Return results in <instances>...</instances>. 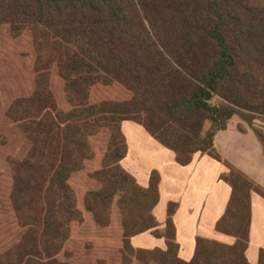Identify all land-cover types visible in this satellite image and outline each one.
<instances>
[{
  "label": "trees",
  "instance_id": "1",
  "mask_svg": "<svg viewBox=\"0 0 264 264\" xmlns=\"http://www.w3.org/2000/svg\"><path fill=\"white\" fill-rule=\"evenodd\" d=\"M0 25L32 32L37 72L32 94L7 112L29 150L12 163L10 191L24 233L0 251V264H74L69 252L59 258L71 223L83 219L69 178L84 169L93 155L89 138L103 128L111 140L95 175L102 187L86 193L84 206L107 227L121 196L124 250L87 248L80 256L102 255V264H119L118 253L123 264L133 257L144 264H251V193L264 198V190L223 161L214 139L234 116L252 127L254 116L264 117V0H0ZM124 121L142 125L181 165L199 152L224 162L232 194L218 230L234 244L198 238L193 258L183 260L169 209L166 250L131 246L132 237L157 226L160 178L153 172L143 188L121 166ZM253 129L264 148V133Z\"/></svg>",
  "mask_w": 264,
  "mask_h": 264
},
{
  "label": "rangeland",
  "instance_id": "2",
  "mask_svg": "<svg viewBox=\"0 0 264 264\" xmlns=\"http://www.w3.org/2000/svg\"><path fill=\"white\" fill-rule=\"evenodd\" d=\"M32 35L33 34L29 29L17 33V32H13L11 27L8 25H0V251L1 252H5L9 250L15 244H17L18 241L20 240L21 235L24 233V229L18 223L14 210L12 208L10 201V191L13 182L12 163L15 161L22 160L27 155V152L29 150V144L26 141L19 126L15 124L8 117L7 112L15 99L30 96L36 85V78H37V72L35 67L36 54L33 47ZM57 74H58V68L56 66H53L50 72V80H51L50 82L51 85L53 83V87L56 85L55 80ZM213 103L218 104L220 103V100L218 98H215L213 99ZM254 117L255 118L253 120V127L264 133V117L262 116H254ZM210 127L211 125L208 123L206 125V129H209ZM253 127L241 117L234 116L229 121L227 129L231 128V131L233 133L247 132L253 136L255 135L256 137ZM220 133L221 131L217 132V134ZM222 139L223 140L220 139L217 142L218 149L223 151L225 154L237 158L238 162L241 165L245 166L247 170H249L250 172L253 173L258 171V162H257L258 156L255 153V148L253 149L250 147L249 150H247V154H246V152L243 153L241 151H238L237 148L238 143L233 139H231V136L226 135L222 137ZM110 140H111V132L107 128L101 129L96 135L91 136L89 138V145L93 151V155L91 158L85 160L86 168L84 164L83 170L86 169V172L84 173H88V171H91L89 177L90 179L96 181L99 188H101L102 185L101 182L97 178H95V175L103 169V163H104L105 155L109 148ZM249 141L250 140L247 138L246 140L247 144L249 143ZM216 152L223 159V161H226L228 164L233 166L227 160V158H225L222 154H220L218 150H216ZM245 154H246V158L244 157ZM194 156L195 158L209 157L207 154L201 152L195 154ZM95 158L96 161L102 159V165H101L102 168H100V170L99 169L94 170ZM220 163H221L220 179L222 180L224 176L230 174V170L224 164V162H220ZM124 167L129 169L126 163L124 164ZM233 168L237 169L235 166H233ZM82 175L83 172L81 173L74 172L70 176V178L72 177L74 181L71 184L69 180V184L76 194V199H77V193H79V191L80 192L82 191L80 189L81 187H83L84 191L86 192L95 188V184H94L95 182L90 180L88 178V175L86 177L85 176L82 177ZM247 177L252 180V178L249 177L248 175ZM259 187H261L264 190L262 186L259 185ZM252 195L256 197L255 192L251 193V197ZM120 197H121L120 195L117 196L112 205L111 208L112 221L111 224L107 226L109 228L98 226L94 222L92 215L86 210H84V208L82 207L83 213L82 212L81 213L83 219L81 222L73 221L71 223L69 240L65 245L64 251L59 256V258L62 261L67 260V256H65V253L69 252L72 254V258L69 259L68 261H71L74 264H102L103 261H105L103 259L104 256L88 255L86 256V258H84V256H80L81 250L87 248L93 249L95 247L112 248L114 250H124V236H123L124 231L122 227L123 209L121 208L120 205ZM169 209H172L173 211L175 210L173 205L169 206ZM226 211L223 217L219 220V222L224 218ZM117 219L120 221L121 224L117 223ZM219 222L216 225V230L218 231V233L214 235L215 238H210L209 240L218 241L226 245L234 244L236 241V238L234 236L222 233L221 231L218 230ZM83 223L85 224L81 225ZM259 236L256 235L255 237L256 241L260 240ZM88 245L91 247H88ZM251 245L250 247L254 248L253 257H252L253 250L251 249L250 251L248 249L246 255L248 256L252 264H258L257 249L260 248L261 246L257 245L255 248L253 244ZM185 248H186L184 251L185 253L186 250L187 252H191V249L192 248L194 249V247L191 248V246ZM184 252L181 255L182 257L187 258ZM126 254L129 255L127 257L130 259L132 255L130 253H126ZM117 256H118L119 264H123L122 255L118 253ZM113 258L115 260V256ZM133 258L129 264H132ZM154 264L156 263L154 262Z\"/></svg>",
  "mask_w": 264,
  "mask_h": 264
},
{
  "label": "crops",
  "instance_id": "3",
  "mask_svg": "<svg viewBox=\"0 0 264 264\" xmlns=\"http://www.w3.org/2000/svg\"><path fill=\"white\" fill-rule=\"evenodd\" d=\"M122 133L127 143V155L121 161L123 169L130 173L143 188L149 187L153 172H157L160 178L158 184L159 201L153 209L157 226L132 237L130 239L131 246L135 250H152L155 248L166 250L167 240L165 232L169 218L168 209L169 206L173 205L175 210L171 218L175 227V241L179 245V257L186 261L191 260L198 238H215L214 235L218 233L216 225L223 217L231 198V187L223 179H220V161L209 155L208 158H195L194 156L190 164L181 165L176 160V154L158 142L142 125L133 121H124L122 123ZM226 135L231 136V139L238 143V151L246 152L247 154V150L250 147L255 148V153L258 156L257 172H250L238 162L237 158L218 149L217 142L220 139L223 140L222 137ZM247 138L250 140L248 144L246 142ZM214 146L233 166L264 188V148L255 135L253 136L247 132L233 133L231 128H228L215 136ZM94 160V170H100L102 168V159L96 161L95 158ZM125 163L129 169L124 167ZM81 172H83L82 177L88 175L90 179L91 171L84 173L86 172L85 169ZM81 172L78 171L77 173ZM69 180L71 184L74 181L72 177ZM90 180L95 182V188L90 191L99 190L100 188L96 181ZM80 189L82 191L77 193V206L80 212L83 213L82 207L86 210L83 197L89 191H84L83 187ZM255 194L256 197L253 195L251 197V224L248 247L249 251L250 249L253 250L252 257L254 248L250 247L251 244L255 248L257 245L261 246L257 249L258 256L259 251L264 249V198L257 193ZM117 223H120L118 219ZM256 235H260L259 241H256ZM190 246L191 248L194 247V249L192 248L191 252L186 250L185 253V247ZM183 252L187 258L182 257L181 254ZM248 261L250 262L249 258ZM132 264L144 263L134 257ZM148 264H154V262Z\"/></svg>",
  "mask_w": 264,
  "mask_h": 264
}]
</instances>
